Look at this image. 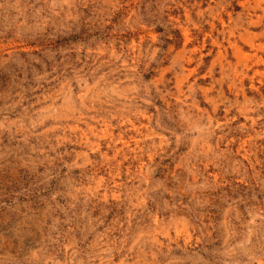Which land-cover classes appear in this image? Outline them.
<instances>
[{
	"label": "rangeland",
	"instance_id": "rangeland-1",
	"mask_svg": "<svg viewBox=\"0 0 264 264\" xmlns=\"http://www.w3.org/2000/svg\"><path fill=\"white\" fill-rule=\"evenodd\" d=\"M0 264H264V0H0Z\"/></svg>",
	"mask_w": 264,
	"mask_h": 264
}]
</instances>
